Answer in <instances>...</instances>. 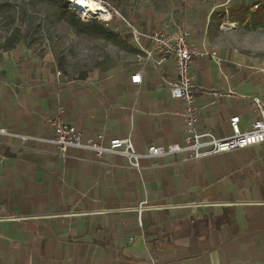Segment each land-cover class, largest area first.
Masks as SVG:
<instances>
[{
    "label": "crops",
    "instance_id": "obj_1",
    "mask_svg": "<svg viewBox=\"0 0 264 264\" xmlns=\"http://www.w3.org/2000/svg\"><path fill=\"white\" fill-rule=\"evenodd\" d=\"M169 3L168 12L146 5L126 19L146 34L182 29L198 48L216 49L219 67L208 58L190 67L196 128L225 138L238 117L249 129L258 118L249 98L264 97V73L214 48L209 33L216 16L264 0ZM1 46L0 264H264V144L199 159L143 156L185 141L171 59L142 70L136 49L133 64L70 78L44 51ZM59 110L82 142L129 140L138 167L121 153L70 148L62 158L46 122Z\"/></svg>",
    "mask_w": 264,
    "mask_h": 264
},
{
    "label": "rangeland",
    "instance_id": "obj_2",
    "mask_svg": "<svg viewBox=\"0 0 264 264\" xmlns=\"http://www.w3.org/2000/svg\"><path fill=\"white\" fill-rule=\"evenodd\" d=\"M103 1L109 3L111 8L124 17L137 15L146 5L155 13L168 12L171 9L169 0ZM262 7L264 5L258 6L257 10L250 7L229 9V19L224 20L223 17L216 16L214 25L218 26L214 29L212 27L214 32L209 33L211 45L234 53L244 64L264 65V25L261 28H254ZM66 9L71 14L67 18H62L56 9L38 0H0V45L11 33L16 32L15 45L20 48H36L48 53L57 69L63 68L61 73L70 78L96 72L105 67L127 66L136 61L138 51L123 40L111 43L92 34L78 35L68 21L78 20L82 23L96 21V25L116 33L121 29V25L112 22L106 27L91 17L84 18L67 4ZM262 10L264 17V8ZM215 13L220 15L221 10ZM224 15L226 16L225 13ZM241 20L246 22L241 23ZM212 50L217 52L216 49Z\"/></svg>",
    "mask_w": 264,
    "mask_h": 264
},
{
    "label": "built area",
    "instance_id": "obj_3",
    "mask_svg": "<svg viewBox=\"0 0 264 264\" xmlns=\"http://www.w3.org/2000/svg\"><path fill=\"white\" fill-rule=\"evenodd\" d=\"M105 9L107 14L106 21H103L101 15H93V20H98L108 27L112 22L121 25L117 34L127 44L136 48L143 57L142 70L152 62L157 66L171 59L174 63L176 80L170 85V95L174 100L183 101L185 104L184 111L181 114L185 127V141L182 146L169 145L167 147L152 146L145 153L147 158H156L186 153L194 159H199L207 155L227 153L233 150H241L250 146L264 144V97L249 98L254 105L258 118L252 122L250 128L241 131L239 128V118L233 117L229 120L230 135L225 138L215 139L209 133H200L197 130V120L199 109L193 103L192 82L193 76L190 72L192 62L198 58H208L217 67L223 60L218 57L216 51L205 47L204 43L198 48L190 42L189 34L177 29L172 32L156 30L151 34L141 32L137 27L130 23L120 12L111 8L110 4L97 0ZM67 6H69L67 4ZM257 6H255V9ZM246 69L264 73V65L252 66L247 65ZM221 76L226 81V74L220 70ZM131 83L134 85L141 84V74L137 73L131 77ZM63 111L59 110L54 117H47L46 122L52 130V144L56 153L62 158L66 157L70 148L87 149L101 157L107 153H121L130 159V166L137 168V155L132 151L129 140H113L108 145H101L95 140L81 141L80 133L75 127L65 124L62 120ZM0 134H6L0 130ZM22 141L33 139L30 136L20 137Z\"/></svg>",
    "mask_w": 264,
    "mask_h": 264
},
{
    "label": "trees",
    "instance_id": "obj_4",
    "mask_svg": "<svg viewBox=\"0 0 264 264\" xmlns=\"http://www.w3.org/2000/svg\"><path fill=\"white\" fill-rule=\"evenodd\" d=\"M39 2L45 3L54 9L59 13V15L62 18H67L71 13L69 10L66 9V3L67 0H38ZM68 8V7H67ZM264 8V7H262ZM262 8H261V13L259 14L258 21L256 22V26L254 28H261L264 25V17L262 13ZM245 20H241L240 22L243 23ZM69 25L71 28L75 31L76 34H92L97 38L103 39L107 42L111 43H116L119 40L121 41L122 39L119 37V35L114 32L113 30L106 29L101 25H96V21L91 22V23H82L79 22L78 20H70L68 21ZM15 33H11L9 37H7L4 40V43L2 44L1 48L8 50L11 49L15 44H16V39H15ZM60 72H63V68L59 67L58 69Z\"/></svg>",
    "mask_w": 264,
    "mask_h": 264
},
{
    "label": "bare ground",
    "instance_id": "obj_5",
    "mask_svg": "<svg viewBox=\"0 0 264 264\" xmlns=\"http://www.w3.org/2000/svg\"><path fill=\"white\" fill-rule=\"evenodd\" d=\"M69 7L76 10L84 18H90L93 15H101L106 21L107 14L102 5L98 1L94 0H67Z\"/></svg>",
    "mask_w": 264,
    "mask_h": 264
}]
</instances>
